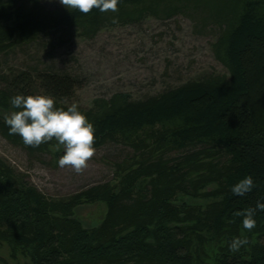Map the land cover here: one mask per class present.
Wrapping results in <instances>:
<instances>
[{
  "label": "trees",
  "instance_id": "1",
  "mask_svg": "<svg viewBox=\"0 0 264 264\" xmlns=\"http://www.w3.org/2000/svg\"><path fill=\"white\" fill-rule=\"evenodd\" d=\"M223 23L214 42L227 74L189 80L143 99L114 93L80 110L94 124L95 144L130 147L113 163L114 178L66 198L48 199L0 160V243L29 264H264V211L243 229L237 211L264 202V0H119L118 11L88 14L40 0H0V54L50 29L76 27L84 36L135 21L162 8L170 16L189 8ZM0 88V134L29 152H50L53 139L26 146L9 135L1 117L11 97L39 87L59 100L73 95L78 79L68 73L22 70ZM27 89L30 90L27 92ZM59 153V150L56 151ZM251 175L254 187H232ZM97 205L100 219L86 227L76 214ZM246 236L238 252L229 245ZM0 264H9L0 257Z\"/></svg>",
  "mask_w": 264,
  "mask_h": 264
},
{
  "label": "rangeland",
  "instance_id": "2",
  "mask_svg": "<svg viewBox=\"0 0 264 264\" xmlns=\"http://www.w3.org/2000/svg\"><path fill=\"white\" fill-rule=\"evenodd\" d=\"M40 2L46 9L61 5L60 0ZM206 13L190 4L167 16L160 7L135 21L107 23L93 36L82 35L76 27L41 32L0 54V88L5 77L22 70L31 75L43 69L65 72L77 78L79 85L73 95L59 103H75L79 110H85L92 108L95 100L109 99L114 93L143 99L189 80L227 74L214 54V42L223 23ZM41 92L34 87L30 94ZM1 117L4 119V115ZM95 149L87 169L77 174L69 167H59L62 148L59 153L29 152L0 134V160L48 199L66 198L111 181L113 163L132 154L130 147L114 142ZM76 214L89 227L102 212L95 204H85ZM0 257L9 264H29L22 255L12 259L6 243H0Z\"/></svg>",
  "mask_w": 264,
  "mask_h": 264
},
{
  "label": "clouds",
  "instance_id": "3",
  "mask_svg": "<svg viewBox=\"0 0 264 264\" xmlns=\"http://www.w3.org/2000/svg\"><path fill=\"white\" fill-rule=\"evenodd\" d=\"M69 10L77 9L88 14L94 8L100 12L118 11L119 0H60ZM118 18H113L117 23ZM13 110L4 115L9 128V135H19L26 146L39 147L55 139L53 151L63 149L59 158V167H69L77 174L87 169L89 161L95 155V128L85 113L73 103L67 108L56 106V99L43 92L37 94H16L10 99ZM254 187L253 177L246 176L236 183L231 191L234 195H244ZM264 211V202L257 201L255 207L237 211L242 216L243 229L251 231L256 226L255 213ZM249 244L246 236L234 237L229 250L238 252L242 246Z\"/></svg>",
  "mask_w": 264,
  "mask_h": 264
}]
</instances>
